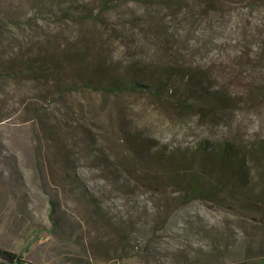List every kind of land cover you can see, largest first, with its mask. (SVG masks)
I'll return each mask as SVG.
<instances>
[{
  "label": "rangeland",
  "instance_id": "374dc122",
  "mask_svg": "<svg viewBox=\"0 0 264 264\" xmlns=\"http://www.w3.org/2000/svg\"><path fill=\"white\" fill-rule=\"evenodd\" d=\"M247 1L63 0L55 14L48 0H0L2 264H264L263 250H243L264 244V155L249 196L194 167L172 173L177 160L162 155L264 142V45L237 42L264 8ZM170 45L234 104L188 111L102 70Z\"/></svg>",
  "mask_w": 264,
  "mask_h": 264
},
{
  "label": "trees",
  "instance_id": "16d2710c",
  "mask_svg": "<svg viewBox=\"0 0 264 264\" xmlns=\"http://www.w3.org/2000/svg\"><path fill=\"white\" fill-rule=\"evenodd\" d=\"M48 1H50L52 4V11L55 14H57L56 9L58 10L63 8V6L59 3L63 0ZM136 1L155 2L162 5L166 9L172 10V3L176 0ZM249 5H252L254 8H264V0H248L246 2V6ZM41 9L48 10L49 7L47 4H44ZM88 12L90 11L85 10L83 13L77 16H83ZM181 13H183V16L186 17L187 13ZM61 15H63L62 12L58 14V16ZM12 20H18V17H12ZM31 20L32 18L28 19V21ZM255 27L254 29L256 30H254V33L250 34L249 36L251 39H249V37L245 38L242 36L241 38H238L237 42H248L258 47L264 45V25L258 26L255 24ZM253 34L254 37H251ZM0 38H2L1 33ZM60 65L62 64L60 63ZM250 66L256 68L258 67L256 64L253 66L250 64ZM8 68H11V66H8ZM111 69L112 72H114V76H122L123 79L119 78V85H123L122 80H127V85L137 87L141 90L144 89L147 95L153 96L155 98L166 99L175 104L176 102L180 103V100H183V102L186 101L187 103H185V106L181 108L188 111H197L199 108H201L205 112H213L216 110V108L221 106L234 104L233 98H231L229 95L227 96L223 94L217 87L212 88L213 85H210L209 81L213 79V77L203 73L198 65L187 62L186 60L179 57V55L173 51L172 45L169 47H161L160 51L155 53L154 59H151L148 62H134L122 65L120 67H115L112 65L110 67H105L102 70L103 72H106L109 70L111 71ZM65 70L67 69H65L63 65L60 68L57 67L54 72L55 80L62 78L64 76L63 73L66 72ZM241 71H243V69ZM40 73L44 75L45 72L35 69L32 70V78L41 75ZM142 76L145 77V79H139ZM90 77L92 78V83H96L94 76L90 75ZM34 80L36 81V79ZM82 81L84 83L83 79ZM64 83L65 85L70 84L68 81ZM240 86V92L247 88L245 85ZM252 89L255 91H260V89L257 87ZM38 100H43V98L39 97ZM39 107L40 106L37 108ZM162 155L168 157L172 156L177 160L173 166L169 167L168 169L172 173H181L189 177L191 176V170L194 167L196 171L198 170L200 172L199 174H201V176H205L207 173L208 175L206 178L208 181H211L212 184L218 186L221 185L222 187H225V185L228 186L227 189L230 190L231 193L240 191L249 196L264 187H258L253 184L255 175H251L252 167L250 165L252 163L259 164L263 162L262 155H264V142H262V140H257L256 143L249 144L247 146H237L229 141L209 143L203 140L198 142L195 146H191L190 148L184 150L179 148H177V150H164ZM196 156L199 157L197 162L194 160V158L196 159ZM184 164L187 166H184ZM210 174L214 175L215 177H211ZM200 188L203 189L206 187L200 185ZM196 191L197 189L195 190L193 187L192 194L194 195L198 193ZM190 197V195L187 196L189 200L192 198ZM249 247L264 251V244L260 243L258 246H254L250 242H245L243 249L244 252H246ZM212 256L213 254L209 258H212ZM2 260L10 262V264L22 263L20 257L12 255H4L2 256ZM1 262L2 261H0V264H2Z\"/></svg>",
  "mask_w": 264,
  "mask_h": 264
}]
</instances>
